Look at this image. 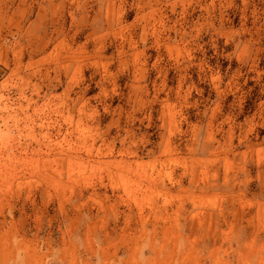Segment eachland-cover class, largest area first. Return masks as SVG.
Segmentation results:
<instances>
[{
	"label": "rangeland",
	"instance_id": "obj_1",
	"mask_svg": "<svg viewBox=\"0 0 264 264\" xmlns=\"http://www.w3.org/2000/svg\"><path fill=\"white\" fill-rule=\"evenodd\" d=\"M84 252L264 264V0H0V264Z\"/></svg>",
	"mask_w": 264,
	"mask_h": 264
},
{
	"label": "crops",
	"instance_id": "obj_2",
	"mask_svg": "<svg viewBox=\"0 0 264 264\" xmlns=\"http://www.w3.org/2000/svg\"><path fill=\"white\" fill-rule=\"evenodd\" d=\"M52 255V254H50ZM89 254L88 253H83V254H79L78 257H79V260H78V264H89V262H91V260L89 259L90 257H88ZM23 257V255H22ZM55 257V261L53 263H50V264H68L67 261H58V258L61 257L60 254H57L56 256H53ZM9 264H28L27 260L22 258L20 259L19 261H17L16 263H9ZM32 264H36V263H33ZM93 264H94V261H93ZM96 264H105L104 263V260L102 259H98L97 260V263Z\"/></svg>",
	"mask_w": 264,
	"mask_h": 264
}]
</instances>
